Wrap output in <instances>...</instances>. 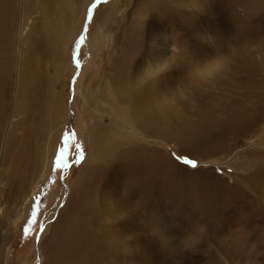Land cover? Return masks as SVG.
<instances>
[{
    "label": "rangeland",
    "instance_id": "1",
    "mask_svg": "<svg viewBox=\"0 0 264 264\" xmlns=\"http://www.w3.org/2000/svg\"><path fill=\"white\" fill-rule=\"evenodd\" d=\"M12 1L0 264H264V0ZM113 97L132 139L91 161L97 130L118 132Z\"/></svg>",
    "mask_w": 264,
    "mask_h": 264
},
{
    "label": "bare ground",
    "instance_id": "2",
    "mask_svg": "<svg viewBox=\"0 0 264 264\" xmlns=\"http://www.w3.org/2000/svg\"><path fill=\"white\" fill-rule=\"evenodd\" d=\"M12 0H0V57L3 58V60L0 62V120L2 119V114H3V111H4V102L6 101V97L4 96L3 94V83H4V78H3V73H4V68L5 67H8L9 64H10V61H11V55H10V51H11V38L9 36V32L7 30V22H4V18L7 19L8 15L7 12H8V9H10L9 7V3ZM41 1V0H40ZM48 1V0H47ZM13 2V1H12ZM39 2V1H38ZM52 2V0H51ZM35 4V3H34ZM40 4V3H39ZM47 4V3H46ZM54 4V3H53ZM52 5V4H51ZM55 5V4H54ZM58 10V8H56ZM47 10V9H46ZM56 10V11H57ZM45 11V9H44ZM48 11V10H47ZM12 13V12H11ZM73 13V12H72ZM13 15H9V20L10 18L12 17ZM52 17V16H51ZM75 15H72L70 13V15H67V18H66V21L69 22V25L70 23L72 22V19H74ZM64 18V17H63ZM71 18V20L69 19ZM13 19V18H12ZM12 21V20H11ZM22 29V28H21ZM20 47V46H19ZM60 46H57V52H58V57L57 59L61 60L62 59V55L60 53ZM173 54V53H172ZM67 57V56H66ZM65 58V57H64ZM21 58H20V64H22L21 62ZM63 60V59H62ZM64 61V60H63ZM58 62V61H57ZM36 61H34V59L32 60V62L29 64L27 70L26 68L23 69L22 73H21V76H20V81L18 83V86L16 88V94H15V99H16V104H15V107L14 109H16V112L17 114H21L23 112L24 113V109H29L32 107V105L35 103L34 101H36V97L35 95H32L33 94V90L32 88L28 85L29 81H30V72H33L35 71L36 69ZM16 68V67H15ZM32 75V74H31ZM34 75V74H33ZM37 79V77H36ZM17 83V82H15ZM31 83H32V78H31ZM36 83V82H35ZM38 84V83H37ZM110 83H108L109 85ZM151 86L149 88H147L148 90V95H150V97H148L150 99V101H152V83L150 84ZM34 86V85H33ZM39 90V88H37ZM115 96L117 97V95L115 94ZM38 97V96H37ZM40 99V97H39ZM118 106H116L115 110H113V113L114 115H111V122L113 123L114 126H119V114H125V106H122L120 104V100L117 98L116 100H114V97H113V100ZM38 103V102H37ZM56 107H57V111L55 109V107H52V110L55 112V117H56V120L58 119V102L55 103ZM36 107V106H35ZM22 111V112H21ZM30 111V110H29ZM15 112V113H16ZM14 113V114H15ZM13 118V117H12ZM60 118V117H59ZM32 120V119H31ZM137 121L139 123H142V124H145V123H149V121L145 120V119H142V118H138ZM11 124V123H10ZM9 124V125H10ZM27 124V123H26ZM1 125V124H0ZM32 125V124H31ZM27 126V128H25V124H24V130L27 129V134L28 136H32L34 134H36L35 130H34V127L33 126ZM11 126V125H10ZM29 127V128H28ZM2 128V127H1ZM117 128V127H116ZM3 129V128H2ZM45 129V128H44ZM13 130V129H12ZM10 131V129H9ZM23 131V130H22ZM1 132V131H0ZM12 132V131H11ZM107 132V131H105ZM104 130L103 131H98L97 130V137L96 135H94V140L92 142V148H91V151L93 150V154L91 155L92 158H90L91 161L93 160H97L98 158H102V157H108L110 156L111 154H109L108 152H106L105 149L108 145L111 146V148H109V150H114L115 148H117L118 146H123L125 144V141L128 140V138H131L132 135L130 134V132H127V134H123L121 131H120V126H119V129H118V132H110V133H105ZM2 133V132H1ZM8 133V132H6ZM100 133L101 134H104L103 135V139L102 141L100 142L97 141L96 143V140L99 139L100 137ZM135 133V132H134ZM26 134V133H25ZM24 134V136H25ZM136 134V133H135ZM141 135V134H140ZM23 136V137H24ZM39 137H41V134L38 135ZM5 137V136H4ZM7 137V136H6ZM34 137V136H33ZM144 137V136H143ZM15 136H11L9 137L8 139L6 138L5 139V143L3 142V146H4V150L8 149L9 147H11V144H12V141L14 140L15 141ZM97 138V139H96ZM22 139V137H21ZM132 139V138H131ZM17 140V139H16ZM29 141V140H28ZM27 142V141H25ZM24 142V143H25ZM14 143V142H13ZM16 144V143H15ZM26 144V143H25ZM28 144V143H27ZM36 144V143H34ZM131 147H134L135 150L134 151H128V152H124V156L123 160H125L126 157H129V159L132 160V165L133 166H140V165H143L140 161V154L142 153L144 155V157H146V152H142L141 150L144 149L142 146H139V145H130ZM16 147V146H15ZM130 148V147H129ZM20 149V148H19ZM6 152V151H4ZM3 153V151H2ZM34 153V152H33ZM2 155V154H1ZM27 155V154H26ZM150 155V159H152V152L149 153ZM116 156V155H115ZM4 157V155H3ZM28 156H26V159H27ZM24 159V158H23ZM119 157H117V161L118 163L120 164V160H121ZM3 160L4 158H1L0 157V164L2 165L3 163ZM30 161V160H29ZM166 161V160H165ZM9 163V162H8ZM131 163V162H130ZM151 164V165H150ZM150 164L146 165L145 167H147V170H149V172L152 173V161L150 160ZM14 165V164H13ZM23 163H22V167H23ZM128 166L130 167V164H128ZM17 167V165H14V168L13 170H15ZM28 167V166H27ZM117 167V166H116ZM2 168V167H1ZM0 168V169H1ZM24 169V168H23ZM22 169V170H23ZM12 170V169H11ZM12 170V171H13ZM21 170V171H22ZM9 172V176L7 177L8 179H10L11 177H13V172ZM16 171V170H15ZM19 171V170H18ZM1 173V171H0ZM164 173V172H163ZM30 174V173H29ZM165 174V173H164ZM163 174V175H164ZM152 176V174H151ZM2 177V176H1ZM28 177V176H27ZM16 178V177H14ZM23 178L24 175L20 173V176H19V179L22 180V183H23ZM7 179V180H8ZM10 182L12 181L9 180ZM118 204V202H117ZM122 208V207H121ZM118 210V209H117ZM120 214V213H119ZM61 217L64 216L63 214L60 215ZM59 216V217H60ZM122 216V215H121ZM123 217V216H122ZM80 223V222H79ZM74 225V224H73ZM63 238H62V242H64L65 244V247H66V250H68V248L70 247V244H71V235L69 232H67L66 236H65V231H63ZM73 242V241H72ZM74 243V242H73Z\"/></svg>",
    "mask_w": 264,
    "mask_h": 264
},
{
    "label": "water",
    "instance_id": "3",
    "mask_svg": "<svg viewBox=\"0 0 264 264\" xmlns=\"http://www.w3.org/2000/svg\"><path fill=\"white\" fill-rule=\"evenodd\" d=\"M96 3H97V2H96ZM96 3H95V4H92L91 7H90V12H91V14H92V11H93V9H94ZM72 97H73V95L71 94V100H72ZM70 102H71V101H70Z\"/></svg>",
    "mask_w": 264,
    "mask_h": 264
}]
</instances>
